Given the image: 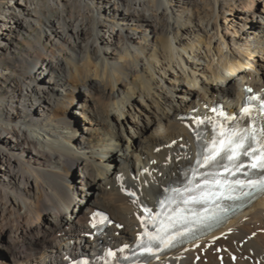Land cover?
I'll list each match as a JSON object with an SVG mask.
<instances>
[{
	"label": "bare ground",
	"instance_id": "obj_1",
	"mask_svg": "<svg viewBox=\"0 0 264 264\" xmlns=\"http://www.w3.org/2000/svg\"><path fill=\"white\" fill-rule=\"evenodd\" d=\"M247 88L264 94V0H0V264L135 245L143 207L217 137L209 107L233 127ZM96 207L121 229L91 240ZM145 264H264V195Z\"/></svg>",
	"mask_w": 264,
	"mask_h": 264
},
{
	"label": "snow or ice",
	"instance_id": "obj_2",
	"mask_svg": "<svg viewBox=\"0 0 264 264\" xmlns=\"http://www.w3.org/2000/svg\"><path fill=\"white\" fill-rule=\"evenodd\" d=\"M244 112L247 113L248 109L245 108ZM221 137H226V139L213 140V149L209 151L208 156L205 158L204 161L205 163H208L209 161H214L215 164H219L221 160L226 158L232 162L231 166L233 168L238 169L243 165V161H240L239 159V154L241 151L243 152L244 155H251L252 152H255L256 155L252 156L253 160L264 158V145H261L260 149H252V152L248 150V148L251 147L250 143L248 145V148L245 147L246 142L254 141L256 139V136L253 132L245 131L241 133L233 129L227 133L221 131ZM217 143L222 145L220 149H217L215 147ZM221 151L223 152V155L220 156V160H216L215 157L219 155ZM198 163L200 162L198 161ZM224 167L228 168L229 165H224ZM250 167L264 170V160H261V162L258 164L252 163ZM224 179L227 178L225 177ZM235 183L240 184L241 187L240 188H236L235 186L229 187L228 189H226L227 193L241 192L244 196H251L253 195V192H264V178H261L259 180H250L247 184H244L243 181H239V180H237ZM129 195H135V194L129 193ZM227 198L232 199L233 197L231 195H227ZM145 211L147 212L149 210L145 209ZM150 239L156 240L162 238L150 237ZM109 255H112V253H109Z\"/></svg>",
	"mask_w": 264,
	"mask_h": 264
},
{
	"label": "rangeland",
	"instance_id": "obj_3",
	"mask_svg": "<svg viewBox=\"0 0 264 264\" xmlns=\"http://www.w3.org/2000/svg\"><path fill=\"white\" fill-rule=\"evenodd\" d=\"M230 35L233 34V31L231 29H229V32H228ZM83 101V99H81ZM116 117H117V114L113 115V117H111V119L113 118V121L116 120ZM82 119V118H81ZM80 117L77 118L75 120V123L78 124L80 127H88V124L86 122H84L83 120H81ZM143 133H142V130H139V136H142ZM124 142V141H123ZM136 163V161L133 159V164ZM96 191V190H95ZM95 194V193H94ZM95 209H99L101 211H104L102 208H99V207H96ZM106 212V211H104ZM5 263L9 262V256H8V253H6L4 250L2 251V255L0 257Z\"/></svg>",
	"mask_w": 264,
	"mask_h": 264
}]
</instances>
